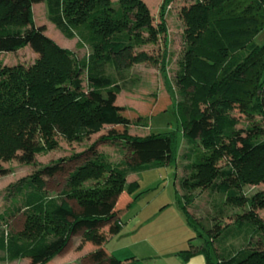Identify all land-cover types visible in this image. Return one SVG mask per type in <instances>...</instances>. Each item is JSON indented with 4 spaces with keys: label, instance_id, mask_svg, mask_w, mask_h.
Returning <instances> with one entry per match:
<instances>
[{
    "label": "trees",
    "instance_id": "16d2710c",
    "mask_svg": "<svg viewBox=\"0 0 264 264\" xmlns=\"http://www.w3.org/2000/svg\"><path fill=\"white\" fill-rule=\"evenodd\" d=\"M36 1L0 0V53L29 45L39 54L28 68L8 66L0 60V161L17 157L34 165L40 147L35 138L38 134L43 143L54 146L57 133L81 140L103 124L129 123L124 110L115 104L122 90L117 76L120 62L152 59L145 52L133 55V48L142 41V33L154 37L158 30L165 31L164 21L158 29L152 24L143 0H44L51 21L67 38H78L77 48L88 49L89 54L78 59L33 24L32 5ZM169 2L165 1L162 18ZM182 15L186 26L183 69L194 85L193 91L180 92L188 96L187 103H182L183 139H200L214 157L229 154L228 167L214 168L213 164L204 184L231 199L236 196L235 186L264 183V125L237 128L239 120L227 108L240 105L248 116L264 119V44L256 42L264 31V0H194ZM84 75L87 90L83 87ZM199 100L203 107L198 106ZM99 140H124V158L112 163L106 154H95L93 145L89 151L94 158L70 173V190L51 195L45 189L44 175H51L68 160L62 159L0 193L5 202L0 212L1 261L28 259L31 264H49L78 229L85 227L86 242L96 246L88 256L90 264H126L105 245L106 235L121 228V212L134 203L122 194L134 195V199L140 194V183H127L126 178L152 164L173 165L179 141L175 134L137 136L126 132L104 135ZM80 156L76 154L70 160ZM212 162L215 158L200 168ZM6 172L0 165V174ZM90 178L97 180L96 185L83 190L82 182ZM71 199L77 200L81 212H76ZM122 199L124 206L119 207ZM250 204L264 209V190ZM180 206L188 224L205 241L180 251L181 255H203L207 264H264V247L260 246L223 249L217 255L218 263H214L210 242L214 236H227L228 231L218 230L211 237L212 230H208L209 235H203L197 227L201 224L182 200ZM18 216L24 217L21 232L11 227ZM260 223L264 230V221ZM245 224L240 222L239 226Z\"/></svg>",
    "mask_w": 264,
    "mask_h": 264
},
{
    "label": "rangeland",
    "instance_id": "374dc122",
    "mask_svg": "<svg viewBox=\"0 0 264 264\" xmlns=\"http://www.w3.org/2000/svg\"><path fill=\"white\" fill-rule=\"evenodd\" d=\"M143 1L150 11L152 24L158 29L164 21L165 31L158 30L157 36L154 37L146 32L142 33V41L133 48V55L145 52L152 59L120 62L117 76L122 90L117 95L115 104L124 110L123 113L130 119L129 123L125 126L103 124L98 131L87 133V136L81 140H74L57 133L53 139L54 146H47L40 135H36L40 147L35 155V165L25 164L17 157L0 161V165L7 169L6 174H0V193H4L10 184L32 175L39 168L53 165L62 159L68 160L59 164V168L51 175H44L45 189L51 195H57L63 189L70 190L71 188L67 186L70 184V173L94 158L89 151L91 146H95V154H106L112 163L124 158L127 152L125 141L99 140L104 135L124 132L137 136L175 134L179 141V154L173 165L152 164L127 176V183L132 181L140 183V194L136 199L134 195H128L126 192L122 194L124 198L130 197L134 202L128 210L120 214V218L129 226L121 227L113 235H106L108 248H117L114 252L117 255L121 254L120 256H123L121 258L129 256L133 259L132 256H135L129 264H177L176 252L187 250L191 245L205 244L203 236L188 224L180 200L185 203L194 219L201 224L197 227L203 235L208 234V230H212L211 237L218 230L228 231L227 236L224 237V234L214 236V241L210 242L209 249L214 263H218L217 255L223 249L238 251L252 246L264 247V230L261 229L260 223L264 221V209L253 208L250 204V200L264 190V183L235 186L236 196L231 199L223 193L213 191L209 184H204V180L208 179L213 164L214 168L228 167L229 154L218 153L214 157L211 148H205L200 139L197 142L183 139L180 123L185 116L182 103H187L188 96H182L180 92L193 91L194 85L185 77L186 72L183 69L186 26L182 10L193 5L194 0H170L164 18L162 11L163 7L167 6L166 0ZM32 13L33 24L37 28H42L43 33L57 45L73 51L78 59L89 54L87 48H77L78 38H67L60 27L51 21L44 0L33 3ZM256 42L260 45L264 44V31L257 36ZM38 58L39 54L29 45L14 52L0 53V60L8 66L23 65L28 68ZM83 79V87L87 90L86 75ZM197 104L200 107L204 106L200 100ZM227 108L239 120L237 128L255 124L264 125L262 117L248 116L240 105ZM146 117L147 120H144ZM223 140L228 138L224 137ZM21 153L18 152V155ZM80 153L82 156L70 160ZM214 158V163H208L210 166L200 168L201 164L210 162V159ZM96 182L94 178L87 179L82 182L81 188L88 190L95 186ZM70 202L76 212L82 211L77 200L71 199ZM123 202V199L119 200L118 206H124ZM4 203L0 197V212ZM240 222L247 224L241 227ZM11 227L18 232L23 231L24 217H16ZM104 229L106 232L108 227ZM84 230L85 227H80L49 264H90L88 256L96 246L86 242ZM14 264L31 263L28 259H21Z\"/></svg>",
    "mask_w": 264,
    "mask_h": 264
},
{
    "label": "crops",
    "instance_id": "0c3cea01",
    "mask_svg": "<svg viewBox=\"0 0 264 264\" xmlns=\"http://www.w3.org/2000/svg\"><path fill=\"white\" fill-rule=\"evenodd\" d=\"M120 222H121V227L126 226V228H127L129 226V224L127 226L126 223H125V221L122 220L121 218H120ZM110 238H111V236L109 237V239ZM105 245H106V247H107V249L109 250L110 253H112L113 255H115L116 257H118L119 259L124 260L126 264H129V261H132V260L135 259V256H132L133 259L129 258V256H128V258L127 257L126 258H121V257H123V256H120L121 254L120 255H117L114 252V251L117 250V248H114L115 249L114 250L113 248L112 249L108 248V244L107 243H105ZM118 250H121V248H118ZM171 254H173V253H171ZM175 258H176L175 260H176L177 264H204V262H206L204 256L203 255H200V254H195V255L186 257L184 255H181L180 252H176L175 253ZM19 260H21V259H19ZM17 261L18 260H14V261H7V260L6 261H1L0 260V264H14Z\"/></svg>",
    "mask_w": 264,
    "mask_h": 264
}]
</instances>
